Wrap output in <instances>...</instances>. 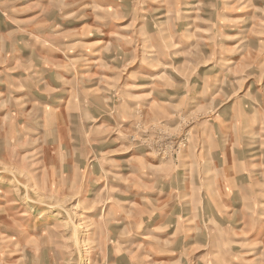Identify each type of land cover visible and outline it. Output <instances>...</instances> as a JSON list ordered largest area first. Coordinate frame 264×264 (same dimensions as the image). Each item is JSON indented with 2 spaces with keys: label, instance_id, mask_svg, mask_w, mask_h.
Returning <instances> with one entry per match:
<instances>
[{
  "label": "rangeland",
  "instance_id": "1",
  "mask_svg": "<svg viewBox=\"0 0 264 264\" xmlns=\"http://www.w3.org/2000/svg\"><path fill=\"white\" fill-rule=\"evenodd\" d=\"M0 264H264V0H0Z\"/></svg>",
  "mask_w": 264,
  "mask_h": 264
},
{
  "label": "bare ground",
  "instance_id": "2",
  "mask_svg": "<svg viewBox=\"0 0 264 264\" xmlns=\"http://www.w3.org/2000/svg\"><path fill=\"white\" fill-rule=\"evenodd\" d=\"M160 21H162V20H160ZM159 24V23H158Z\"/></svg>",
  "mask_w": 264,
  "mask_h": 264
}]
</instances>
